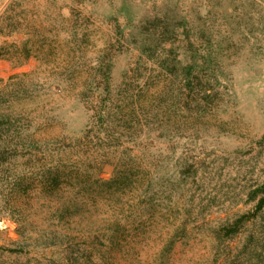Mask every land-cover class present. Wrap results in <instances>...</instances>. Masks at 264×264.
I'll return each mask as SVG.
<instances>
[{"label": "rangeland", "instance_id": "1", "mask_svg": "<svg viewBox=\"0 0 264 264\" xmlns=\"http://www.w3.org/2000/svg\"><path fill=\"white\" fill-rule=\"evenodd\" d=\"M264 0H0V264H264Z\"/></svg>", "mask_w": 264, "mask_h": 264}, {"label": "trees", "instance_id": "2", "mask_svg": "<svg viewBox=\"0 0 264 264\" xmlns=\"http://www.w3.org/2000/svg\"><path fill=\"white\" fill-rule=\"evenodd\" d=\"M261 190L264 191V187ZM257 209L259 211L262 210V209H264V198L260 200Z\"/></svg>", "mask_w": 264, "mask_h": 264}]
</instances>
